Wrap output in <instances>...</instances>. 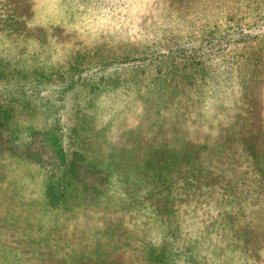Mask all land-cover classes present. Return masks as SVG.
Listing matches in <instances>:
<instances>
[{
  "label": "rangeland",
  "instance_id": "obj_1",
  "mask_svg": "<svg viewBox=\"0 0 264 264\" xmlns=\"http://www.w3.org/2000/svg\"><path fill=\"white\" fill-rule=\"evenodd\" d=\"M0 100V264H264V0H0Z\"/></svg>",
  "mask_w": 264,
  "mask_h": 264
},
{
  "label": "trees",
  "instance_id": "obj_2",
  "mask_svg": "<svg viewBox=\"0 0 264 264\" xmlns=\"http://www.w3.org/2000/svg\"><path fill=\"white\" fill-rule=\"evenodd\" d=\"M10 115V109L4 106L0 100V151L20 152L21 156L33 160H42L44 158L43 155L47 154L48 156L45 158L51 163L54 161L61 169L66 170V175H71L74 178L77 177L78 158L75 156V153H70L71 147L66 146L64 135L60 133L61 131L59 132L56 124L51 125V128H45L32 133L28 142L23 147L16 149L13 143L14 137H10L8 134L4 135V130L8 128ZM82 166L87 170L91 168L88 164ZM100 174L105 177V173L102 171H100Z\"/></svg>",
  "mask_w": 264,
  "mask_h": 264
}]
</instances>
